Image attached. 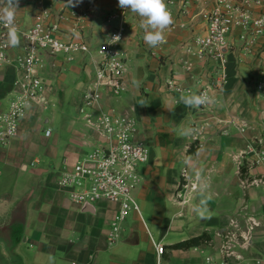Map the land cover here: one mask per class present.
Instances as JSON below:
<instances>
[{
    "label": "crops",
    "instance_id": "1",
    "mask_svg": "<svg viewBox=\"0 0 264 264\" xmlns=\"http://www.w3.org/2000/svg\"><path fill=\"white\" fill-rule=\"evenodd\" d=\"M164 2L172 23L157 47L144 43L141 18L125 8L124 91L104 94L101 101L104 110L133 117L136 139L148 148L134 192L140 213L130 212L118 222L117 204L75 206L57 187L61 174L99 144L79 110L93 79L96 49L115 26L107 16L121 9L118 0H19L15 19L23 29L43 14L47 23L58 24L61 42L85 44L91 55L44 59L37 72L44 88L41 100L19 123L17 136L0 147V182L10 181L7 194L0 195V264H205L209 257L218 262L223 235L234 225L244 231L248 219L257 227L250 246L239 251L242 263L264 264V186L241 185L243 175L264 176V164L246 172L242 165L255 157H241L250 145L264 152V44L249 46V36L240 39L242 32H233L228 79L218 85L212 79L216 72L206 77L205 67L185 47L204 35L205 14L214 10L215 0ZM259 15L264 7L252 12L253 18ZM21 48V41L8 46L0 66V113L23 75L17 68ZM185 63L193 65L190 73ZM205 87L213 100L206 110L179 102ZM46 125L53 128L48 138ZM29 176L35 183L15 185ZM201 200H206L204 219L193 210ZM202 235L209 237L205 244L172 248ZM227 264L239 263L229 259Z\"/></svg>",
    "mask_w": 264,
    "mask_h": 264
},
{
    "label": "built area",
    "instance_id": "2",
    "mask_svg": "<svg viewBox=\"0 0 264 264\" xmlns=\"http://www.w3.org/2000/svg\"><path fill=\"white\" fill-rule=\"evenodd\" d=\"M263 7L264 0H215L214 10L205 14L204 35L193 40L192 44L185 45L186 53L191 54L205 67L206 77L214 71L216 73L214 77L211 75L212 79L218 85L226 84V54L230 50L233 51L228 42L233 32H242L240 39L249 36V46L256 45L258 41L264 44V15L256 18L252 16L253 11H260ZM125 18L124 11L107 16V21L112 20L115 26L96 49L93 79L81 98L82 106L79 112L86 125L96 133L99 144L81 157L72 171L62 173L57 181V187L66 192L69 202L75 206H92L99 202L117 204L118 222L124 221L130 212L140 213L134 198V192L140 184L137 169L148 161V148L136 139L135 119L101 107L104 94L118 96L124 91L126 62L121 45L126 34ZM15 26L23 52L17 68L23 75L14 83L15 96L6 110L0 113V147L7 146L17 136L21 120L32 105L40 102L44 88L37 72L42 69L44 59L61 56L70 60L78 55H91L85 44L61 42L56 37L59 33L58 24L47 23L43 14L36 16L34 24L28 29H23L16 19ZM7 31L8 29L0 24V66L7 60ZM223 48L226 53L222 52ZM191 70L190 65L186 64L185 71L190 73ZM262 81L264 82V75ZM257 89L262 90L261 85H257ZM199 94L211 97L210 87L203 88ZM207 107L208 104H205L198 109L204 111ZM49 136L50 131L46 130L45 137ZM249 155L255 158L248 166L242 165L246 172L264 164L262 150L250 145L241 157L244 159ZM182 177H186V172L182 173ZM241 185L243 189L263 187L264 176L248 179L243 175ZM256 227L257 223L253 219L246 221L242 232L234 225L233 229L222 237L219 261L209 257L205 259V264H227L229 259L243 264L239 251L250 246L252 232ZM155 251L160 254L161 246L156 245Z\"/></svg>",
    "mask_w": 264,
    "mask_h": 264
},
{
    "label": "clouds",
    "instance_id": "3",
    "mask_svg": "<svg viewBox=\"0 0 264 264\" xmlns=\"http://www.w3.org/2000/svg\"><path fill=\"white\" fill-rule=\"evenodd\" d=\"M82 0H76L80 3ZM73 0H68L72 4ZM19 0H0V24L4 25L7 31V45L16 47L20 43V38L15 26V17ZM118 6L130 9L132 13L141 18L140 27L143 30V40L149 47H157L164 43V30L172 23L171 13L168 11L164 0H118ZM180 103L189 108H199L202 105L213 103L211 97L205 94H191L182 96ZM204 185H201V191ZM206 200H201L193 209L201 219L206 218L204 213Z\"/></svg>",
    "mask_w": 264,
    "mask_h": 264
},
{
    "label": "rangeland",
    "instance_id": "4",
    "mask_svg": "<svg viewBox=\"0 0 264 264\" xmlns=\"http://www.w3.org/2000/svg\"><path fill=\"white\" fill-rule=\"evenodd\" d=\"M120 11H124V13H125V20H126V30H127V13H126V10L124 9V8H121V9H119L117 12H120ZM117 12H115V13H117ZM212 12V11H211ZM115 13H113V14H115ZM115 24V23H114ZM193 43V42H192ZM191 47H192V45H191ZM193 48V47H192ZM189 56H191L192 57V55L191 54H188ZM192 58H194V57H192ZM195 59V58H194ZM195 61L198 63V61L195 59ZM186 64H188V65H190V67H191V69H192V67H193V65L191 64V63H185V65ZM48 114V113H47ZM53 128H51L49 125H46L45 126V130H49L50 131V133L53 135V130H52ZM51 141V140H50ZM82 151H84L85 153L88 151V150H82ZM43 160L41 161V163H40V166H41V164H43ZM29 183V184H33V183H35V180H33L32 179V177H26V178H21V179H18V180H16L15 181V185H17V186H19V185H21V183ZM9 189H10V181H7V180H5V181H1L0 182V195L1 194H7V192L9 191Z\"/></svg>",
    "mask_w": 264,
    "mask_h": 264
},
{
    "label": "trees",
    "instance_id": "5",
    "mask_svg": "<svg viewBox=\"0 0 264 264\" xmlns=\"http://www.w3.org/2000/svg\"><path fill=\"white\" fill-rule=\"evenodd\" d=\"M245 171V169H242V173ZM209 241V237L207 235H202L201 237L193 238L189 241L181 242L172 248L174 249H190L194 247H198L201 244H205Z\"/></svg>",
    "mask_w": 264,
    "mask_h": 264
},
{
    "label": "water",
    "instance_id": "6",
    "mask_svg": "<svg viewBox=\"0 0 264 264\" xmlns=\"http://www.w3.org/2000/svg\"><path fill=\"white\" fill-rule=\"evenodd\" d=\"M222 52H223V53H226V49H225V48H223V49H222Z\"/></svg>",
    "mask_w": 264,
    "mask_h": 264
}]
</instances>
